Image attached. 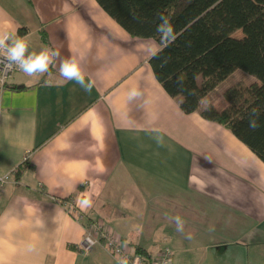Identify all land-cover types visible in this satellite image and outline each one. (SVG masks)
Wrapping results in <instances>:
<instances>
[{"label":"crops","instance_id":"crops-1","mask_svg":"<svg viewBox=\"0 0 264 264\" xmlns=\"http://www.w3.org/2000/svg\"><path fill=\"white\" fill-rule=\"evenodd\" d=\"M0 35L59 53L50 73L0 85V173L14 170L0 264H117L101 241L81 249L94 220L132 250L169 247L174 264H264V163L181 111L148 64L154 40L131 37L94 0H0ZM69 59L82 82L61 77Z\"/></svg>","mask_w":264,"mask_h":264},{"label":"trees","instance_id":"trees-1","mask_svg":"<svg viewBox=\"0 0 264 264\" xmlns=\"http://www.w3.org/2000/svg\"><path fill=\"white\" fill-rule=\"evenodd\" d=\"M94 1L131 37L159 45L148 64L183 113L197 111L224 126L264 163V0ZM236 69L257 81L228 87L222 109H199V101ZM133 251L152 259L140 246Z\"/></svg>","mask_w":264,"mask_h":264},{"label":"built area","instance_id":"built-area-1","mask_svg":"<svg viewBox=\"0 0 264 264\" xmlns=\"http://www.w3.org/2000/svg\"><path fill=\"white\" fill-rule=\"evenodd\" d=\"M21 71L17 66L9 63L3 52L0 51V85L13 73ZM13 171L9 173H0V195L1 189L9 181ZM68 213L76 220H81L83 214L81 210L73 202H68L66 205ZM102 242L104 249L116 261L117 264H174L173 251L164 246L152 254V259L135 253L130 247L124 245L120 236H118L109 225L101 220H94L85 227L81 249L87 251L99 242Z\"/></svg>","mask_w":264,"mask_h":264},{"label":"clouds","instance_id":"clouds-1","mask_svg":"<svg viewBox=\"0 0 264 264\" xmlns=\"http://www.w3.org/2000/svg\"><path fill=\"white\" fill-rule=\"evenodd\" d=\"M10 41V42H9ZM0 51L3 52L10 64L17 66L28 76L50 73V66L54 63L58 52L49 49L39 53H29L28 44L24 39H15L8 35H0ZM60 75L64 79L83 80L82 70L74 60H65L60 65ZM141 95L137 89L128 93L129 99Z\"/></svg>","mask_w":264,"mask_h":264},{"label":"rangeland","instance_id":"rangeland-1","mask_svg":"<svg viewBox=\"0 0 264 264\" xmlns=\"http://www.w3.org/2000/svg\"><path fill=\"white\" fill-rule=\"evenodd\" d=\"M234 35L239 37L241 35V33H240V31H236V32H234ZM255 81H257V80L253 75H250V74L242 71L241 69H236L231 74H229V76H227V78H225L224 80L219 82L213 90H211L206 96H204L199 101L198 108L202 109V108L206 107L207 105H212L218 110L222 109L226 104L224 97H223V93L228 87L235 85L236 83H240L242 85H248V84L255 82ZM162 247H160V248H162ZM151 254H153V253H151Z\"/></svg>","mask_w":264,"mask_h":264}]
</instances>
